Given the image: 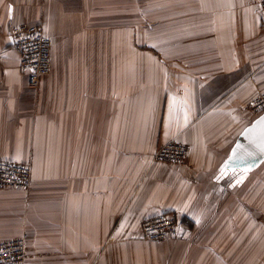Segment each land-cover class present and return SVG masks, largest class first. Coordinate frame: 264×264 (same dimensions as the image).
<instances>
[{"label": "crops", "instance_id": "1", "mask_svg": "<svg viewBox=\"0 0 264 264\" xmlns=\"http://www.w3.org/2000/svg\"><path fill=\"white\" fill-rule=\"evenodd\" d=\"M88 1L0 0V160L32 175L0 188V239L24 233L25 264H264V160L217 175L259 115L256 0H156L148 24L150 0L123 25L98 6L86 18ZM30 22L52 41L35 88L9 36ZM170 139L187 145L184 162L153 158ZM163 211L183 220L178 235L142 237Z\"/></svg>", "mask_w": 264, "mask_h": 264}, {"label": "built area", "instance_id": "2", "mask_svg": "<svg viewBox=\"0 0 264 264\" xmlns=\"http://www.w3.org/2000/svg\"><path fill=\"white\" fill-rule=\"evenodd\" d=\"M261 18L264 20V0H256ZM11 45L20 53L19 66L27 86L37 87L41 76L50 71L52 41L40 23H19L10 29ZM253 112L264 111V91L257 94L250 103ZM188 156L185 143L170 139L155 150L153 158L161 162L181 163ZM30 163L0 160V188L27 189L31 184ZM183 220L171 212H159L145 218L141 223L142 237L163 240L178 235ZM25 234L0 239V264H25Z\"/></svg>", "mask_w": 264, "mask_h": 264}, {"label": "water", "instance_id": "3", "mask_svg": "<svg viewBox=\"0 0 264 264\" xmlns=\"http://www.w3.org/2000/svg\"><path fill=\"white\" fill-rule=\"evenodd\" d=\"M261 117H264V111L253 118L237 135L229 154L219 168L218 177H225L233 172L246 173L264 160V151L258 147L264 137L261 135V125L256 123ZM245 129H252V131L245 132ZM241 133L244 134L241 135ZM237 145L241 147L236 148ZM234 148L235 153H233Z\"/></svg>", "mask_w": 264, "mask_h": 264}, {"label": "rangeland", "instance_id": "4", "mask_svg": "<svg viewBox=\"0 0 264 264\" xmlns=\"http://www.w3.org/2000/svg\"><path fill=\"white\" fill-rule=\"evenodd\" d=\"M148 1H150V0H133V1H130V0H94L92 7L95 8L96 6H98L99 8H101L100 11H102L103 9H106V10L110 9L111 10V16H112L113 12H116V14H117V17H116L117 24L116 25H123L125 22L126 9L129 10L131 7H133V9H134L133 19H137L138 17L136 16L135 10L139 9L141 4L147 3ZM155 2H156V0L150 1L149 5L146 7V10L148 9L149 13L146 16V18H144V21L148 24L156 23V21H157V16H155L152 13V12H154L153 10H155V7H156ZM91 3L92 2L88 1V6H87V9L85 11L86 18L89 17L90 14H93L92 13L93 8L91 7ZM79 5H80V3H79ZM73 8H75L78 12L80 11L79 10L80 8L76 7V1L73 4ZM90 9H91V12L89 11ZM112 9H113V11H112ZM103 11H105V10H103ZM111 21H112V17H111ZM94 23L100 24V25L109 24L107 18H105L104 15L100 16L99 18H95ZM158 147L159 146H157L156 149Z\"/></svg>", "mask_w": 264, "mask_h": 264}, {"label": "snow or ice", "instance_id": "5", "mask_svg": "<svg viewBox=\"0 0 264 264\" xmlns=\"http://www.w3.org/2000/svg\"><path fill=\"white\" fill-rule=\"evenodd\" d=\"M9 11H11V8L9 9ZM257 124L261 125V135L262 137H264V117H261L259 121L256 122ZM255 127V125H254ZM252 131V129H245V132H249ZM244 133H241V135H243ZM241 147L240 145H237L236 148ZM258 147L260 148L261 151H264V139H262L261 143L258 145ZM236 149H233V153H235ZM231 159V157H230Z\"/></svg>", "mask_w": 264, "mask_h": 264}, {"label": "trees", "instance_id": "6", "mask_svg": "<svg viewBox=\"0 0 264 264\" xmlns=\"http://www.w3.org/2000/svg\"><path fill=\"white\" fill-rule=\"evenodd\" d=\"M260 114V113H259Z\"/></svg>", "mask_w": 264, "mask_h": 264}]
</instances>
